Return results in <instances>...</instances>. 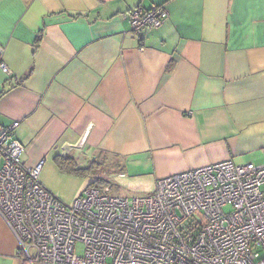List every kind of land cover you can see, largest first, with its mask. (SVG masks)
<instances>
[{"label":"crops","instance_id":"0c3cea01","mask_svg":"<svg viewBox=\"0 0 264 264\" xmlns=\"http://www.w3.org/2000/svg\"><path fill=\"white\" fill-rule=\"evenodd\" d=\"M156 5L168 19L134 34L127 15ZM0 47V127L18 124L29 167L105 153L155 189L264 165V0H0ZM0 264H24L1 214Z\"/></svg>","mask_w":264,"mask_h":264},{"label":"built area","instance_id":"2783aa9c","mask_svg":"<svg viewBox=\"0 0 264 264\" xmlns=\"http://www.w3.org/2000/svg\"><path fill=\"white\" fill-rule=\"evenodd\" d=\"M168 16L137 8L127 18L140 33ZM17 126L0 127V214L24 264H264V165L213 163L135 198L88 187L69 206L42 184L44 162L25 164Z\"/></svg>","mask_w":264,"mask_h":264},{"label":"rangeland","instance_id":"374dc122","mask_svg":"<svg viewBox=\"0 0 264 264\" xmlns=\"http://www.w3.org/2000/svg\"><path fill=\"white\" fill-rule=\"evenodd\" d=\"M70 158L73 159L74 163L68 162L66 164L71 168L53 159L52 161L48 160L47 164H44L40 173V180L43 185L52 190L66 205H73L74 201L79 198L91 184L93 186L96 183L97 186L93 188L109 186L114 193L126 198L151 195L155 191L152 182H145V184L142 185L132 182L131 179L134 177L132 174H128L126 179H120V177L116 176L120 171H123L120 169V166H118L119 164L109 165L105 162L104 157L94 160L93 156L89 157L84 154H77ZM233 162L237 165H243L237 161ZM72 168L82 169V173L79 170L74 171ZM200 168H195L193 170ZM100 180L103 181L102 183H104V185L99 184ZM76 252L79 257H83L84 246L78 244Z\"/></svg>","mask_w":264,"mask_h":264},{"label":"trees","instance_id":"16d2710c","mask_svg":"<svg viewBox=\"0 0 264 264\" xmlns=\"http://www.w3.org/2000/svg\"><path fill=\"white\" fill-rule=\"evenodd\" d=\"M153 8H160V9H163V10H165V11H167L168 12V9L166 8V6L165 5H156V6H154V7H151V8H148V9H145V8H141V9H143V10H147V11H149V10H151V9H153ZM169 17V16H168ZM168 17L167 18H165V19H163V23L168 19ZM163 25V24H162ZM161 25V26H162ZM160 26V27H161ZM145 30V29H144ZM143 30V31H144ZM142 31V32H143ZM142 32H140V33H137V32H133L134 34H136V35H140L141 36V34H142ZM38 41H41V38H38ZM9 127V126H8ZM105 153H101L100 154V156H98L99 158L100 157H105ZM54 159H56L57 160V162L58 163H61V164H64V166H66V167H70L69 165H67L66 163H68V162H72V163H74V161H73V159L72 158H70V157H67V156H56ZM105 159V158H104ZM94 160H96V159H94ZM245 165V164H244ZM71 168V167H70ZM74 171H82V169H74V168H72ZM82 173V172H81ZM103 181H101L100 180V182H99V184H103L104 185V183H102ZM109 183V182H108ZM97 184V183H96ZM96 184H94L93 186H92V184L90 185V187L92 186V187H95V186H97ZM104 187V186H103Z\"/></svg>","mask_w":264,"mask_h":264}]
</instances>
